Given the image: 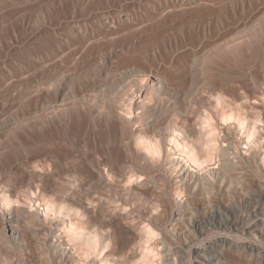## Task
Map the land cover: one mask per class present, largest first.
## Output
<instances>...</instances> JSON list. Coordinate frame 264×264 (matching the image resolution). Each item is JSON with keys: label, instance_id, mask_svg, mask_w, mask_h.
<instances>
[{"label": "bare ground", "instance_id": "6f19581e", "mask_svg": "<svg viewBox=\"0 0 264 264\" xmlns=\"http://www.w3.org/2000/svg\"><path fill=\"white\" fill-rule=\"evenodd\" d=\"M0 29V59H57L4 127L75 106L114 129L103 148L81 133L75 186L0 181V264H264V0H0Z\"/></svg>", "mask_w": 264, "mask_h": 264}, {"label": "rangeland", "instance_id": "374dc122", "mask_svg": "<svg viewBox=\"0 0 264 264\" xmlns=\"http://www.w3.org/2000/svg\"><path fill=\"white\" fill-rule=\"evenodd\" d=\"M5 23L7 22V21H4ZM2 30L3 29H0V36L1 35H3L4 33H6V32H2ZM3 31H5V30H3ZM3 33V34H2ZM44 45H42V47H43ZM45 47V46H44ZM39 49V50H38ZM36 51H35V53L33 54L34 56H32V57H35V58H32L31 57V59L30 58H26L25 56H23L21 53H17V52H15V53H13V54H6V55H4L1 59H0V72H3V73H5V72H10L11 71V68L12 67H14V66H17V67H22V68H25L26 67V69H28L27 70V72L26 71H22V73H21V75H20V73L19 74H10V75H8L5 79H7V81H6V83H3L2 84V86H0V91H2L3 90V88H5L6 89V87L8 88V87H10V84H12V83H17V81H20V82H22V80H25L26 81V79H27V81L28 80H34L35 79V81L37 80V82H39L38 80H40V82H43V81H45V77H44V75H46L47 73H46V66L48 65L47 63H49V64H54V62H55V60H57V59H54L53 61H47L46 60V58L44 59L43 58V56H44V52L46 53V47L45 48H38ZM41 50H43V51H41ZM41 54H43V55H40ZM234 54V56L233 55H231L232 57H233V59H232V57L230 56V58L227 56V58H229L231 61H233V63L234 64H236V61L234 60L235 58V55L237 54V53H233ZM38 55V56H37ZM39 57H40V59H39ZM237 57H239L238 56V54H237V56H236V58ZM33 59V60H32ZM44 59V60H43ZM229 59H224L226 62L229 60ZM27 60V61H26ZM229 60V61H230ZM237 61H239L240 59L238 58V59H236ZM30 61V62H29ZM39 61V62H38ZM42 61H44V62H42ZM46 62V63H45ZM31 63V64H30ZM66 64H68L69 65V63H66ZM14 65V66H13ZM70 65H71V63H70ZM69 65V66H70ZM10 66V67H9ZM45 66V67H44ZM6 67H7V69H9V70H6ZM30 67V68H29ZM39 67V68H38ZM43 67V68H42ZM68 67V66H67ZM71 68H68L67 70H69V73H71V71L73 70V66L71 65L70 66ZM33 68H35V69H33ZM38 68V69H37ZM45 68V69H44ZM25 69V70H26ZM30 69V70H29ZM31 69H33V70H31ZM37 69V70H36ZM40 69V70H39ZM42 69V70H41ZM43 70H44V73L45 74H43ZM73 72V71H72ZM33 73V74H32ZM34 73H36V74H34ZM34 75L35 77H31L32 75ZM40 74V75H39ZM14 75H16L15 77H14ZM12 76V77H11ZM41 76V77H40ZM32 78V79H31ZM42 80V81H41ZM25 81H23L22 82V84L20 85L19 83V85L20 86H18L17 87V89L16 88H14V86H13V84L11 85V89H12V87L14 88L13 90H11L12 92H10V98L7 100H5L4 98L0 101L1 103H0V132L3 134H1L0 133V181L1 182H4V184L6 183V184H10V185H12V184H17L18 185V182H20L21 181V177L23 176V177H25V176H28L30 173L32 174L33 173V171H34V173H35V175H34V173H33V176L30 174L29 176H30V178H28V180H32V182L31 181H28V182H31L32 183V185L31 184H29L30 186H29V188H31V190H35V191H37L36 193H38L39 192V190L37 189V187H33L32 188V186L34 185V186H37V184L38 183H41V185H39L38 184V186L40 187V188H42L43 187V183L45 182V180L47 181V182H45L44 183V187L43 188H45V184L47 183V185L48 186H50L51 184H54V185H51V189H53V190H55L56 188L55 187H53V186H61L60 188H62V185H63V183H64V187L65 188H67V187H69L70 188V186L72 187L73 185L75 186V184L73 183V176H74V178L77 176V172H79V169H77V168H79V166H78V164H79V162H78V160L76 159V153L74 154V152H75V150H76V147H75V144L77 143L76 141H79V139L81 138V133H82V135L84 136V135H87V136H84L85 138H88L91 142V145L92 146H98V147H100L101 146V144H102V146H101V148H103V145H104V143L106 144V142L105 141H112V139H113V137H114V135H113V132H114V129H112L113 127L110 125V124H108V121H107V119L105 120V119H103V118H101L102 120H93L92 118H91V116H90V114L86 111L85 113L86 114H84L83 116H81V114L79 113V109L78 108H76L75 106H72L71 107V109H69L68 111H69V113L70 114H67L66 116H60V117H56V118H54V120L53 119H51L50 121H46V120H44V119H41V120H38L37 122H35V121H29V120H27L28 122V124L24 121V123H22L23 121H20V123H18V124H15V125H11V127H10V125H8L7 127L8 128H6V127H4L3 126V121L6 119H8V116L10 117V115H11V117L12 116H14L13 118H15L17 115H18V117H20L21 116V118H24L22 115L23 114H27L28 112H27V110L29 111V110H31V108H28L27 106H26V103H27V100L32 96V97H35V96H37L38 94H40V92L41 91H35L34 90V92H26V93H24L23 94V92H25V89H26V85H24L23 86V84H24V82ZM5 85H6V87H5ZM4 86V87H3ZM44 86V85H43ZM2 87V88H1ZM21 87V88H20ZM24 89V90H23ZM35 92H37V94L35 93ZM31 93V94H30ZM20 94H22L21 96H20ZM1 97V96H0ZM2 98V97H1ZM0 98V99H1ZM23 98V99H22ZM21 99V100H20ZM7 102H5V101ZM3 101V102H2ZM25 106V107H24ZM74 109V110H73ZM75 111V112H73V111ZM24 112V113H23ZM75 114V115H74ZM16 115V116H15ZM7 116V117H6ZM76 117V118H75ZM78 117V118H77ZM88 117V118H87ZM1 118H4L3 120L1 119ZM85 118V119H84ZM87 118V119H86ZM26 119V118H25ZM68 119V120H67ZM71 119V120H70ZM76 119V120H75ZM91 119V120H90ZM59 120V121H58ZM62 120V121H61ZM54 121V122H53ZM83 121V122H82ZM86 121V122H85ZM98 121H102V122H99V123H97ZM106 121V122H105ZM31 124H30V123ZM41 122V123H40ZM60 122V123H59ZM35 123H36V125H35ZM58 124V125H56V124ZM92 123V124H91ZM19 124H21V125H19ZM23 124V125H22ZM24 124H27V125H24ZM48 124V125H47ZM102 124V125H101ZM2 125V126H1ZM18 125H19V127H18ZM41 127H40V126ZM56 125V126H55ZM83 127H82V126ZM94 127H93V126ZM108 125H110L109 127H108ZM17 126V128H15ZM26 126V127H25ZM37 126H39V127H37ZM91 126V127H90ZM107 126V127H106ZM5 129H4V128ZM87 127V128H86ZM93 127V128H92ZM1 128H2V130H1ZM20 128V129H19ZM4 129V130H3ZM8 129H10L9 131H8ZM16 129H17V131H16ZM112 129V130H111ZM4 131H8L7 133L6 132H4ZM12 131H14V133L12 132ZM104 131V132H103ZM101 132V133H100ZM9 133H11V134H9ZM87 133V134H86ZM94 133V134H93ZM5 134V135H4ZM80 134V135H79ZM98 134V135H97ZM90 137V138H89ZM105 137V138H104ZM112 138V139H111ZM52 139H53V141L55 142V143H53L52 144ZM60 139H63V140H60ZM100 139H102V140H100ZM109 139V140H108ZM57 140V141H56ZM59 140V141H58ZM51 141V142H50ZM61 141V142H60ZM64 143H63V142ZM98 141V142H97ZM101 141V142H100ZM57 142V143H56ZM69 142V143H68ZM96 142V143H95ZM60 143H62V144H60ZM72 143V144H71ZM15 146H14V145ZM67 144V145H66ZM98 144V145H97ZM13 145V146H12ZM17 145H19V146H17ZM56 145V146H55ZM1 146H3V147H1ZM7 146V147H6ZM17 146V147H16ZM28 146H29V148H28ZM62 148H61V147ZM69 146V147H68ZM105 146V145H104ZM16 147V148H15ZM32 147H34V148H32ZM9 148V149H8ZM59 148H61V149H59ZM3 149H6V150H3ZM19 150V151H17V150ZM74 150V151H73ZM5 151V152H4ZM17 152V153H16ZM22 152H23V154H22ZM19 153V154H18ZM42 153H44V154H42ZM29 154V156H27V155ZM3 155V156H2ZM6 155V156H5ZM8 155H9V157H8ZM24 155V156H23ZM69 155H71L70 157H69ZM73 155V156H72ZM16 158H15V157ZM19 156H20V159H18L19 158ZM23 157V159H24V161H23V159H22V157ZM43 156H45V157H43ZM65 156V157H64ZM75 156V157H74ZM1 157H3V158H1ZM18 157V158H17ZM25 157V158H24ZM67 157V158H66ZM69 157V158H68ZM7 158H8V161H7ZM34 158V159H33ZM39 158V159H38ZM57 158V159H56ZM64 158V159H63ZM37 159V160H36ZM46 159V160H45ZM70 161H69V160ZM75 159V160H74ZM17 160V161H16ZM21 160V161H20ZM30 160V161H29ZM34 160V161H33ZM39 160H40V162H39ZM45 160V161H44ZM54 160H55V162H54ZM72 160H74V161H72ZM11 161V162H10ZM23 161V162H22ZM42 161V162H41ZM46 161H47V163H46ZM67 161V163L69 162L70 164H69V166H67V167H65L64 165L66 164V165H68L67 163H65V162ZM76 161H77V163H76ZM6 162V163H5ZM10 162V163H9ZM20 164H19V163ZM32 162V163H31ZM34 162V163H33ZM35 162L37 163V164H35ZM62 162V163H61ZM9 163V164H8ZM25 163V164H24ZM44 163H46V164H44ZM48 163H50V164H48ZM57 165H55V164ZM72 163V164H71ZM13 164H14V166H13ZM16 164H17V166H19V168L18 167H16ZM22 164V165H21ZM30 164V165H29ZM41 164H44V165H41ZM48 164V165H47ZM53 164V165H52ZM6 165V166H5ZM27 165V166H26ZM35 165H36V168H37V170H33V169H36L35 168ZM72 165V166H71ZM13 166V167H12ZM26 166V167H25ZM32 167V169L30 168V167ZM44 166V167H43ZM47 166V167H46ZM54 166V167H53ZM3 167V168H2ZM11 169H10V168ZM22 167V168H21ZM39 167V168H38ZM57 167H59V168H57ZM77 167V168H76ZM19 170H18V169ZM25 168V169H24ZM44 168V169H43ZM53 168V169H52ZM57 168V169H56ZM72 168V169H71ZM75 168L78 170H75ZM15 169V170H14ZM20 169H21V172L22 173H20L19 172V174H17L18 176H16V173H12V171L13 172H15L16 170H18V171H20ZM23 169V170H22ZM40 169V170H39ZM41 169H42V171H41ZM46 169V170H45ZM52 169V171H50ZM68 169H70L69 171H68ZM54 170V171H53ZM57 170V171H56ZM60 170V171H59ZM64 170L65 171H67V172H65V173H63L64 172ZM72 170V171H71ZM24 171V172H23ZM30 171V172H29ZM32 171V172H31ZM38 171H40V172H38ZM44 171V172H43ZM56 171V172H55ZM75 171V172H74ZM28 173V175L26 174V173ZM37 172V173H36ZM43 172V173H42ZM47 172V173H46ZM50 172V173H49ZM68 172L70 173V174H68ZM9 173V174H8ZM24 173V175H21V174H23ZM44 173H45V175H44ZM64 174V175H62V174ZM2 174V175H1ZM8 174V175H7ZM36 174H38V175H36ZM42 174V175H41ZM51 174V175H50ZM60 174H61V176H60ZM74 174V175H73ZM6 175H7V177H6ZM15 175V176H14ZM69 175V176H68ZM76 175V176H75ZM5 176V177H4ZM20 176V177H19ZM35 176H36V178L37 179H34L35 178ZM45 178L44 180H43V178ZM45 176V177H44ZM53 176H54V178H53ZM59 176V177H58ZM63 176V177H62ZM16 177V178H15ZM18 177V178H17ZM34 177V178H33ZM53 178V180H52V178ZM65 177V178H64ZM70 177H71V180H72V185H68V184H70V180H68V178L70 179ZM6 178H7V180H6ZM9 178V179H8ZM32 178V179H31ZM41 178H42V180H41ZM49 180H48V179ZM51 178V179H50ZM64 179V180H62V179ZM153 178V176L151 177V179ZM6 181H5V180ZM33 179L34 180H36L37 182H35V183H33ZM39 179V180H38ZM67 179V181H68V184L66 183L67 181H65ZM9 180H11V182H8ZM14 180V182L15 183H13L12 181ZM76 180V179H75ZM74 180V181H75ZM44 181V182H43ZM50 181V182H49ZM52 181H54V182H56V184L57 185H55V183H53ZM58 181H59V183H60V185H58L59 183H58ZM141 181V180H140ZM139 181V182H140ZM0 182V183H1ZM43 182V183H42ZM61 182H63V183H61ZM36 184V185H35ZM62 184V185H61ZM66 184V185H65ZM17 185H15V186H17ZM20 185V184H19ZM18 185V187L20 188V189H22V188H24V187H20ZM68 185V186H67ZM47 186V187H48ZM67 186V187H66ZM0 200H1V196H2V191H1V189L3 188L1 185H0ZM19 188H18V191H20L21 193H22V191L21 190H19ZM50 188H48L49 190H50ZM68 188V189H69ZM27 190L28 189V187H25L24 189H22L23 191L24 190ZM37 189V190H36ZM47 189V188H46ZM47 189V190H48ZM57 189H59V188H57ZM74 189V188H73ZM28 191H30V189L28 190ZM71 191H72V188L71 189H69V195H70V193H71ZM19 192V193H20ZM66 193H68V191L66 192ZM124 195H123V194ZM126 194V191H124L123 190V192H121L120 193V196H126L125 195ZM72 200L74 199L73 197H70ZM15 205H16V203H15ZM126 216H128V215H126ZM130 216V215H129ZM128 218V217H127ZM127 218H125V219H127ZM1 225V224H0ZM129 228H126V230H124L125 231V233H130L132 230H128ZM128 230V231H127ZM41 236H43L42 234H35V237H33V236H28L30 239H31V237H32V243H34V245H33V247H35L33 250H32V252H31V254H30V256L29 257H31V259H33V260H36V259H39V253H38V251L40 250L39 248L42 246V242H41ZM42 239H43V237H42ZM43 241V240H42ZM40 242H41V244H40ZM121 242V241H120ZM120 242H118V243H120ZM117 244V243H116ZM121 244V246H122V244H124L125 246H124V248H122L123 250H124V252H127L129 249L128 248H133L134 247V245L133 244H127V242H123V243H120ZM120 244H117L118 246H116L117 248L118 247H121L120 246ZM41 245V246H40ZM209 245V243L208 242H206L205 244H203V246H208ZM113 246H115V244L113 245ZM128 246H130V247H128ZM39 247V248H38ZM39 249V250H38ZM120 249V248H119ZM38 250V251H37ZM127 250V251H126ZM40 252V251H39ZM193 259V260H192ZM195 259H194V257H191V260H189L188 262L186 261V263L185 264H192V261H194ZM231 260H232V262H235V260H237L236 262H239V261H241V262H244L243 260H238L237 258H234V257H231Z\"/></svg>", "mask_w": 264, "mask_h": 264}]
</instances>
